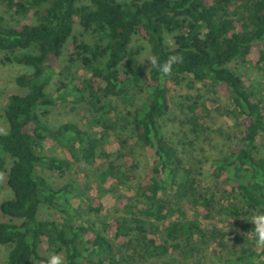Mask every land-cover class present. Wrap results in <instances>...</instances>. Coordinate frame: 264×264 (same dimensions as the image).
<instances>
[{"label":"trees","instance_id":"16d2710c","mask_svg":"<svg viewBox=\"0 0 264 264\" xmlns=\"http://www.w3.org/2000/svg\"><path fill=\"white\" fill-rule=\"evenodd\" d=\"M0 8L19 20L9 24L0 13L5 60L31 68L16 77L23 90L9 95L3 112L7 130L0 133V172L11 191V198L0 202V245L8 248L4 264H45L44 245L64 264H127L134 256L139 264H174L159 259L177 250H184L182 261L193 257L196 236L207 237L221 251L225 235L213 216L217 201L200 190L198 171L163 131L172 85L202 84L232 106L240 135L228 154L210 164L221 186L220 211L235 220L264 214V103L235 67L253 63L264 70V0H0ZM75 25L83 38L75 35ZM144 42L161 59L178 54L182 63L169 76L149 70V61L140 65ZM66 47L67 67L84 76L59 80L53 95L47 87ZM69 96L90 113L89 128L44 122L50 108ZM195 97L186 108L192 114L189 130L198 138L206 113ZM93 126L100 132H92ZM118 128L114 154L107 138ZM124 129L130 136L122 137ZM130 140L152 161L142 168L133 194L118 198L124 215L103 223L101 230L73 223L78 217L69 208L74 187H53L37 168L62 174L85 162L103 167L97 172L102 185L127 184L137 164L127 160L129 167L119 166L112 157L127 158L123 150ZM46 142L61 147L63 156L41 154ZM171 198L186 204L177 219L167 220L175 214ZM41 204L67 216L40 219ZM92 208L100 211V204ZM189 209L195 211L192 219ZM254 229L253 241L228 253L222 264H264V244Z\"/></svg>","mask_w":264,"mask_h":264},{"label":"rangeland","instance_id":"374dc122","mask_svg":"<svg viewBox=\"0 0 264 264\" xmlns=\"http://www.w3.org/2000/svg\"><path fill=\"white\" fill-rule=\"evenodd\" d=\"M0 13L5 17V21L9 24L17 25L19 20L10 15L4 8H0ZM81 29L78 25H75L74 33L78 36V39L83 37L80 33ZM89 38V36H84ZM140 44V42H138ZM143 44V43H141ZM144 45V44H143ZM146 51L145 47L141 51V54ZM6 53L0 50V133L7 130V123L3 116L5 105L8 101L10 94L21 93L22 88L17 84L16 77L21 74L30 71L31 68L15 62H9L5 60ZM68 49H64L61 56V68L55 70L54 75L50 79L47 91L53 95L57 92V83L59 80H69L70 77L84 76V73L80 69L68 65ZM146 62V61H145ZM235 67L243 73L252 85L258 98L264 103V70L260 69L253 63H235ZM74 74V75H72ZM186 95H190L188 98ZM200 97V102L205 104L201 109L206 113L205 122L206 127L202 129L198 138L194 137V134L189 130L191 125L189 124L192 114L187 110L186 104L197 100ZM195 97V98H194ZM171 110L168 117L163 123V131L168 134L169 137L174 139V142L178 144L180 153L192 162L193 167L198 171L197 177L199 183L203 187H199L201 191L205 190L206 195H213L217 201L214 206L213 216L218 230L225 235L224 243L221 251L215 250L216 243L210 241L207 237L200 238L194 237L193 243V257L183 259L184 250H177L174 254L162 257L159 259L161 262H174V264H222L223 258L232 252L234 249L239 250L242 244H247L253 241L254 233L253 228L255 225L250 221L253 216L256 215H242L236 220L232 217H228L225 213L220 211L221 200V186L216 182L215 177L211 175L210 164L212 159L217 157H223L230 152V147L236 138L240 135V123L236 117L230 113L231 107L228 102L218 94H214L210 87H206L202 84L195 85L192 89H186L182 86H171L170 91ZM85 106L73 104L71 102V96L65 101L58 100L56 105L50 108L47 116L43 119L44 122L50 127H57L63 122H75L85 128H89L88 119L90 113L85 110ZM206 108V109H205ZM113 118L114 115L112 116ZM120 123V122H119ZM122 124V123H121ZM121 128H118L117 133H111L107 141L111 143L112 153H116L119 146V132ZM92 132H100L101 128L98 126L91 127ZM122 137H128V130L122 131ZM127 153L126 157L114 158V162L123 167H129V163L132 161L137 164V167L132 169L134 175L133 179L127 182V184L110 183L108 186H104L99 182L97 172L103 170L101 166L88 165L85 162L81 163L79 169L74 167L67 168L64 173H59L56 170H49L45 166H39L37 173L43 176L47 181L52 184L53 187L58 188L65 183H70L73 187V194L69 197V208L78 217L73 219V223L80 225H92L95 229L101 230L102 224L105 222H111L114 219H118L124 215L123 210L117 205L119 197L131 196L133 194V188L136 182L139 181L142 168L152 158L146 156V153L142 149L128 141V147L123 150ZM41 154L54 155L62 157V149L50 142L43 144ZM130 160V162H127ZM100 183V184H99ZM172 193V192H171ZM6 198H11V191L6 184L5 173L0 172V202ZM173 199V198H171ZM170 199V200H171ZM169 200V201H170ZM175 209V214L167 220H174L179 217V210L183 209L186 201L180 199H173L170 201ZM100 204V211H96L92 206H98ZM183 207V208H182ZM195 211L189 209L187 212V218L192 219ZM38 216L40 219L60 220V217L67 216L56 209H51L45 204H41ZM2 214L0 211V220ZM161 227V226H160ZM42 253L45 256L55 254L50 250H46V245L43 246ZM8 248L4 245H0V264H4L7 258ZM155 261H149L148 264H152ZM137 256L128 257L127 264H139ZM28 264H37L35 261H31ZM145 264V263H142Z\"/></svg>","mask_w":264,"mask_h":264},{"label":"clouds","instance_id":"9594fccd","mask_svg":"<svg viewBox=\"0 0 264 264\" xmlns=\"http://www.w3.org/2000/svg\"><path fill=\"white\" fill-rule=\"evenodd\" d=\"M144 47L146 51L141 54L140 65L147 60L151 65L149 70H156L164 76L171 75L174 66L183 61V57L178 54H170L167 58L161 59L159 55L152 53L151 46L146 42H144ZM250 221L255 225L254 232L257 235L258 242L264 244V214L253 216ZM45 264H64V260L59 254H51L46 259Z\"/></svg>","mask_w":264,"mask_h":264}]
</instances>
